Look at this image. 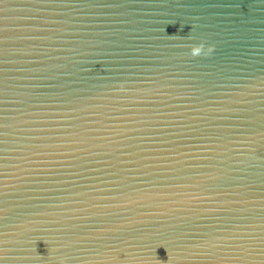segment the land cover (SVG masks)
<instances>
[{
  "label": "water",
  "instance_id": "water-1",
  "mask_svg": "<svg viewBox=\"0 0 264 264\" xmlns=\"http://www.w3.org/2000/svg\"><path fill=\"white\" fill-rule=\"evenodd\" d=\"M0 264H264V0H0Z\"/></svg>",
  "mask_w": 264,
  "mask_h": 264
},
{
  "label": "clouds",
  "instance_id": "clouds-1",
  "mask_svg": "<svg viewBox=\"0 0 264 264\" xmlns=\"http://www.w3.org/2000/svg\"><path fill=\"white\" fill-rule=\"evenodd\" d=\"M201 51H202V45L200 46H193L191 49H190V53L192 56H198L201 54ZM207 51L210 53L212 51V48L209 47L207 49Z\"/></svg>",
  "mask_w": 264,
  "mask_h": 264
}]
</instances>
